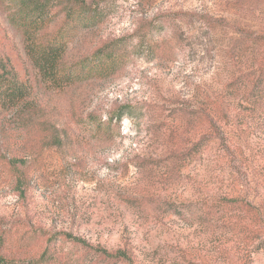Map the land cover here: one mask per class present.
<instances>
[{
  "label": "rangeland",
  "instance_id": "obj_1",
  "mask_svg": "<svg viewBox=\"0 0 264 264\" xmlns=\"http://www.w3.org/2000/svg\"><path fill=\"white\" fill-rule=\"evenodd\" d=\"M16 9L0 0V52L69 139L46 146L0 106L7 264H47L48 241L65 233L93 250L58 243L51 264H99L100 249L129 258L100 264H264V0H114L100 26L68 32V65L140 18L162 19L154 55L130 47L114 74L63 90L35 68ZM124 106L137 111L98 126Z\"/></svg>",
  "mask_w": 264,
  "mask_h": 264
},
{
  "label": "trees",
  "instance_id": "obj_2",
  "mask_svg": "<svg viewBox=\"0 0 264 264\" xmlns=\"http://www.w3.org/2000/svg\"><path fill=\"white\" fill-rule=\"evenodd\" d=\"M13 1L19 14L18 20L24 26V34L29 42V56L35 68L39 71L44 82L60 90L81 84L91 78L114 74L123 65V56L126 55L125 52L130 47L133 49V53L146 56L154 55L156 50L150 42V37L164 29H159L155 23H151L159 22L162 19L148 21L140 18L137 22L141 23L137 25L133 34L107 40L97 48L92 56L85 57L75 66H70L67 62L68 32L72 28L90 29L100 26L111 14L114 0H92V2H88V0ZM61 17L64 18L61 31L50 40L40 39L39 37L48 33V28L53 21ZM134 38H137L136 44ZM0 106L10 116L9 120L20 123L23 128H37L39 132L46 134L44 139L46 146L62 147L65 145L66 138L69 139V130L47 117L39 103L35 102L33 84L24 81L10 57L1 52ZM135 111L137 109L124 106L118 108L115 114H110L108 123H104L102 119H95L96 116L93 114L89 115L87 120L89 123L96 120L98 126L110 130L114 118L122 120L125 114H133ZM17 190L21 193L24 192L21 185ZM67 242L72 243L73 246H82L87 251L93 250L80 237L68 233L58 234L48 241L41 262L53 263L54 252L51 249L58 243ZM98 252L101 255L97 260L99 264L103 260L110 263L117 259H129L127 254L122 251L109 253L107 250L100 249ZM7 263L0 248V264Z\"/></svg>",
  "mask_w": 264,
  "mask_h": 264
}]
</instances>
